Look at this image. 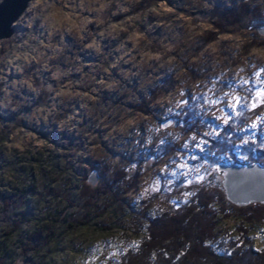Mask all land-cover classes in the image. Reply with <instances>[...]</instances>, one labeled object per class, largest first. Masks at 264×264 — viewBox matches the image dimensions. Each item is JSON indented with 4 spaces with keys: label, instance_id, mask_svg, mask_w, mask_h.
<instances>
[{
    "label": "rangeland",
    "instance_id": "1",
    "mask_svg": "<svg viewBox=\"0 0 264 264\" xmlns=\"http://www.w3.org/2000/svg\"><path fill=\"white\" fill-rule=\"evenodd\" d=\"M262 26L264 0L32 1L0 43V204L22 190L32 210L16 245L0 225V257L107 264L140 244L146 224L137 235L126 209L60 234L76 209L48 190L66 168L76 198L97 171V186L155 216L181 213L202 191L225 197L221 162L264 167ZM240 225L225 220L220 238L238 240ZM51 227L60 235L45 250L26 246ZM249 236L264 247V225Z\"/></svg>",
    "mask_w": 264,
    "mask_h": 264
},
{
    "label": "trees",
    "instance_id": "2",
    "mask_svg": "<svg viewBox=\"0 0 264 264\" xmlns=\"http://www.w3.org/2000/svg\"><path fill=\"white\" fill-rule=\"evenodd\" d=\"M70 172L66 168L58 174L59 180L67 178L60 189L48 190L49 195L54 194L55 199L64 200L76 209L75 215H65L59 221V227L62 228L60 234H67L77 228L93 227L98 218L111 212L117 217L125 209L134 215L137 235H141V227L146 224V232L140 244L120 251L107 264H264V247L255 249L249 236L251 229L264 225V205L253 204L239 208L229 203L225 197L216 202L202 191L179 214L150 216L145 210L136 212L130 209L125 193L114 190L112 184L105 182L96 187L83 182L76 198L78 189L74 186V178ZM28 196L20 190L1 198L0 225L5 229L4 239L15 245L18 241L15 240L22 236L23 225L32 214V210L27 207ZM232 216L241 219V236L238 240L226 242L220 238L219 227ZM101 229L107 231L111 227ZM60 234H56L51 227L49 235L43 237V231L34 234L30 242H26V246L41 252ZM2 251L5 252L4 247ZM7 260L8 257H0V264H7Z\"/></svg>",
    "mask_w": 264,
    "mask_h": 264
},
{
    "label": "water",
    "instance_id": "3",
    "mask_svg": "<svg viewBox=\"0 0 264 264\" xmlns=\"http://www.w3.org/2000/svg\"><path fill=\"white\" fill-rule=\"evenodd\" d=\"M34 0H3L0 3V43L12 38L14 26L25 14L29 5ZM258 34L264 37V26L260 27ZM257 97L253 103L258 102ZM173 125V120L162 124L167 129ZM217 172L223 176V188L226 200L239 208L253 204L264 205V167L257 163L247 166L241 163L227 164L221 162L217 165ZM100 174L92 171L88 177V184L96 187Z\"/></svg>",
    "mask_w": 264,
    "mask_h": 264
}]
</instances>
